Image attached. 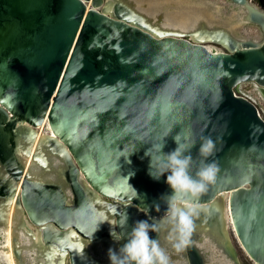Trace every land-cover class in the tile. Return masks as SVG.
I'll return each mask as SVG.
<instances>
[{
	"label": "water",
	"instance_id": "95a60500",
	"mask_svg": "<svg viewBox=\"0 0 264 264\" xmlns=\"http://www.w3.org/2000/svg\"><path fill=\"white\" fill-rule=\"evenodd\" d=\"M138 1L0 0V226L7 197L16 198V264H33L31 251L35 264H111L109 248L127 242L125 213L128 232L138 220L156 225L149 236L171 264H243L234 241L264 264V113L240 93L251 82L264 98V10L230 0L243 9L235 22L257 25L261 40L203 20L194 32L207 38L196 40L163 24L176 2L160 10V0L149 16ZM177 133L196 141L193 175L205 137L216 146L208 162L219 167L181 253L166 239L168 173L154 180L144 155L165 139L163 151L174 150ZM101 213L112 225L93 237ZM4 252L0 245L2 263Z\"/></svg>",
	"mask_w": 264,
	"mask_h": 264
},
{
	"label": "clouds",
	"instance_id": "9594fccd",
	"mask_svg": "<svg viewBox=\"0 0 264 264\" xmlns=\"http://www.w3.org/2000/svg\"><path fill=\"white\" fill-rule=\"evenodd\" d=\"M173 139L176 144L174 150L168 153L163 151L166 145L165 139L164 142L149 147L144 155L150 157L149 175L154 180L159 181L165 173H168L166 182L173 190V194L162 197V199L166 198L167 204V215L164 220L170 226L166 239L176 253H181L191 244L196 219L202 212L207 211L196 201L208 191L210 185L216 183L219 167L215 161L208 162L214 155L216 147L211 138H203L199 145L198 155L202 159L194 175L191 169L196 161L191 153L196 147V141L190 135L181 136L180 133H177ZM153 151L157 155L153 156ZM135 152L133 151L128 157ZM128 163H131L130 159ZM128 220L129 216L125 213L119 223L122 237L126 236L127 242L120 247L118 253L112 248L108 250L111 264H171V257L161 246L160 240L149 236L150 231L157 232L156 225L149 223L148 220H138L131 232H128ZM105 222L110 223L101 213L93 229V237L100 229V225ZM110 235L114 241L121 240V235L116 234L113 226Z\"/></svg>",
	"mask_w": 264,
	"mask_h": 264
},
{
	"label": "bare ground",
	"instance_id": "6f19581e",
	"mask_svg": "<svg viewBox=\"0 0 264 264\" xmlns=\"http://www.w3.org/2000/svg\"><path fill=\"white\" fill-rule=\"evenodd\" d=\"M148 1L151 2L152 4H148V7L146 8L144 4H146L147 2L146 1L143 2V0H139L138 2H141L139 5L141 8L140 7L139 8L142 9L143 11H145L147 13V15L153 16L155 13H158L157 8H158V5L160 4V0H156V1L153 0L155 2H153L152 0H148ZM166 1L168 3L170 1H173L176 3L173 4V6H172V8H170V10H167L166 12H164V10L162 11V14H163L162 22H163V24H165L166 26L168 25V26L174 28L175 30H179V32H182L185 34H190V36L195 38L196 40H205L204 38H207V37L199 36L197 34V32H194V31L197 29V26L199 25L198 22L200 20H203V21H205L211 25L216 24V23H213L211 21V16L209 15L212 13V10H213L212 6H210L211 8L210 7L208 8V7H206L207 4L205 2H203L202 4H200L201 8H198V7L195 8V5H196L195 3H191V2H188L185 0H165V1H162L161 7L159 8L160 10L162 9V7L167 5V4L164 5L166 3ZM230 28H232V27H230ZM203 43H206L205 45L208 48H214L216 50H222V48H216L215 46L208 45L209 41H203ZM37 130H38V135H37L36 142L39 139L41 133L44 131V125L43 124L40 125L37 128ZM35 146H36V144L34 145V148H35ZM31 157L32 156L25 158V163L27 164V167L29 166V164L31 162ZM26 171H27V169H26ZM19 188H20V186H19ZM15 199H13L12 203L10 204L11 206H10V209L8 212L7 224H3L0 226V233L4 235L3 243H1L0 245H2L3 248L5 249V252L2 253L1 256H4L5 259L9 262V264H16V259L13 256V243H12V237L14 234L13 227L15 225L13 222V213H14L15 202H16ZM206 248H208V246H206ZM209 260L216 262L215 259H213L212 255H211V258ZM216 263H218V262H216Z\"/></svg>",
	"mask_w": 264,
	"mask_h": 264
},
{
	"label": "rangeland",
	"instance_id": "374dc122",
	"mask_svg": "<svg viewBox=\"0 0 264 264\" xmlns=\"http://www.w3.org/2000/svg\"><path fill=\"white\" fill-rule=\"evenodd\" d=\"M191 1V0H190ZM209 2L213 5L214 11L211 14V21L214 23L222 22L228 27H232L235 36L240 38H253L261 40L263 34L257 25L250 23L239 24L236 21L238 17L243 13V9L238 5L234 4L230 0H203ZM252 2L264 10V0H252ZM228 24V25H227ZM240 93L246 95L247 97L254 100L259 111L264 113V98H262L255 85L251 82H244L240 87ZM4 239V236L0 235V241ZM237 251L239 252L240 260L243 264H253L251 259L246 255L244 250H242L239 244L234 241ZM0 264H5L0 262Z\"/></svg>",
	"mask_w": 264,
	"mask_h": 264
},
{
	"label": "flooded vegetation",
	"instance_id": "af4514ba",
	"mask_svg": "<svg viewBox=\"0 0 264 264\" xmlns=\"http://www.w3.org/2000/svg\"><path fill=\"white\" fill-rule=\"evenodd\" d=\"M212 22H213V21H212ZM213 23H214V22H213ZM217 23L221 24L222 26H226V25H224V24H223L222 22H220V21L217 22ZM217 23H216V24H217ZM226 27H227V26H226ZM204 44H206V43H204ZM208 45L215 46L216 48H222L221 44H219V43L217 44V43H214V42H211V41H209ZM222 49H224V48H222ZM14 182H15L14 179H13V181L11 180V184H13ZM10 198H11V197L8 196L6 200H8V202L11 201V203H12V200L15 199V198H13V199H10ZM11 203H10V204H11ZM10 204H8V205H10ZM10 206H11V205H10ZM10 206H9V208H8V212H9ZM0 235L4 236V235L1 234V233H0ZM3 240H4V239H3ZM3 240L0 241V244L3 243ZM27 241H28V239H27ZM30 254H31V255H30ZM30 254H26V255L29 257V261L32 262L33 264H35L36 261L33 259V256H34V255H33V252L31 251ZM4 263H5V264H9V262H8L7 260H6V262H4ZM252 263H253V262H252Z\"/></svg>",
	"mask_w": 264,
	"mask_h": 264
}]
</instances>
